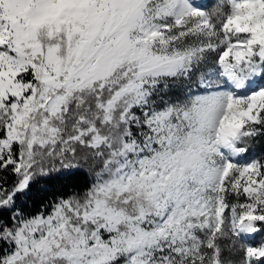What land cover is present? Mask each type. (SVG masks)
Listing matches in <instances>:
<instances>
[{
    "label": "snow or ice",
    "instance_id": "1",
    "mask_svg": "<svg viewBox=\"0 0 264 264\" xmlns=\"http://www.w3.org/2000/svg\"><path fill=\"white\" fill-rule=\"evenodd\" d=\"M257 144L264 0H0V264H264Z\"/></svg>",
    "mask_w": 264,
    "mask_h": 264
},
{
    "label": "trees",
    "instance_id": "2",
    "mask_svg": "<svg viewBox=\"0 0 264 264\" xmlns=\"http://www.w3.org/2000/svg\"><path fill=\"white\" fill-rule=\"evenodd\" d=\"M262 147H264V146H262V145H260V144H257V146H256V148H258V149H261ZM87 179H88V178H87L86 175L80 177V178L75 182V187L78 188V189H81V190H82L84 187L87 186ZM68 191H71V189H65V190H64V194H67ZM30 203H31V200H30ZM32 210L34 211V210H35V207H33Z\"/></svg>",
    "mask_w": 264,
    "mask_h": 264
},
{
    "label": "rangeland",
    "instance_id": "3",
    "mask_svg": "<svg viewBox=\"0 0 264 264\" xmlns=\"http://www.w3.org/2000/svg\"><path fill=\"white\" fill-rule=\"evenodd\" d=\"M212 3H213V0H207V4H208V5H211ZM260 152H261V149H258V148L255 147V149L253 150V152H250L247 158H252V157L255 156V155H259ZM260 238H261L260 236H257V237H256L257 241H258Z\"/></svg>",
    "mask_w": 264,
    "mask_h": 264
}]
</instances>
